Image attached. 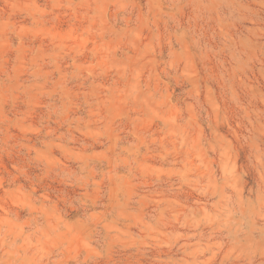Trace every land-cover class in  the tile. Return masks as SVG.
I'll return each instance as SVG.
<instances>
[{"label":"rangeland","instance_id":"374dc122","mask_svg":"<svg viewBox=\"0 0 264 264\" xmlns=\"http://www.w3.org/2000/svg\"><path fill=\"white\" fill-rule=\"evenodd\" d=\"M0 264H264V0H0Z\"/></svg>","mask_w":264,"mask_h":264}]
</instances>
